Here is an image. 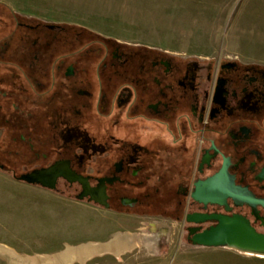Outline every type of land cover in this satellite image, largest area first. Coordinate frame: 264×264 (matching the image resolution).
Here are the masks:
<instances>
[{"label":"flooded vegetation","instance_id":"obj_1","mask_svg":"<svg viewBox=\"0 0 264 264\" xmlns=\"http://www.w3.org/2000/svg\"><path fill=\"white\" fill-rule=\"evenodd\" d=\"M0 176L86 222L160 221L192 245L235 216L264 235V66L0 14Z\"/></svg>","mask_w":264,"mask_h":264},{"label":"rangeland","instance_id":"obj_2","mask_svg":"<svg viewBox=\"0 0 264 264\" xmlns=\"http://www.w3.org/2000/svg\"><path fill=\"white\" fill-rule=\"evenodd\" d=\"M8 5L9 10L0 5V14L6 16L12 8L123 43L194 59L264 66V0H8ZM0 190L8 191L0 194V264H264V255L180 241L160 221L108 216L86 222L82 214L91 219V211L77 206L76 214H81L72 217L64 201L41 198L36 190L2 176ZM39 200L52 207H42ZM44 210L58 222L44 216ZM117 238L131 250L90 259V253H79L82 247L101 253L90 243L109 246Z\"/></svg>","mask_w":264,"mask_h":264},{"label":"water","instance_id":"obj_3","mask_svg":"<svg viewBox=\"0 0 264 264\" xmlns=\"http://www.w3.org/2000/svg\"><path fill=\"white\" fill-rule=\"evenodd\" d=\"M24 180L29 183L37 182L35 177H25ZM49 187L51 188V185ZM215 218L218 224L194 237L191 242L193 246L228 247L241 252L264 255V235L256 233L246 221L235 216Z\"/></svg>","mask_w":264,"mask_h":264},{"label":"crops","instance_id":"obj_4","mask_svg":"<svg viewBox=\"0 0 264 264\" xmlns=\"http://www.w3.org/2000/svg\"><path fill=\"white\" fill-rule=\"evenodd\" d=\"M0 5H8V0H0ZM4 6V7H6ZM10 6V5H8ZM12 12L14 13H17L15 11H13V9L11 8ZM18 14V13H17ZM6 193H3V192H0V194H3V195H7L8 191L4 190ZM111 245L109 246H106V245H100L98 243H90L91 247L93 248H97L96 250H101V253H96V251H91L92 254L89 256L88 259L90 258H94L95 256L97 255H106V254H116L114 255V257H119L120 255H123L127 252H129L131 250V247L128 246L124 240L120 239V238H117L115 240H113L111 243ZM94 252V253H93ZM27 257H31V256H27Z\"/></svg>","mask_w":264,"mask_h":264},{"label":"bare ground","instance_id":"obj_5","mask_svg":"<svg viewBox=\"0 0 264 264\" xmlns=\"http://www.w3.org/2000/svg\"><path fill=\"white\" fill-rule=\"evenodd\" d=\"M89 247H91V245L89 246ZM97 249V248H96ZM91 250H93V249H89V250H87L85 247H82L81 249H80V254H82V253H90V254H92V252H90ZM85 253V254H86ZM94 253V252H93ZM96 253H97V251H96ZM90 256V255H89ZM89 256L87 257L86 256V258H89ZM58 257V256H57ZM83 257V256H82ZM46 258V257H45ZM43 260V259H42ZM49 260V259H48ZM52 261V260H51ZM47 262V261H46ZM42 263H44V262H42Z\"/></svg>","mask_w":264,"mask_h":264},{"label":"trees","instance_id":"obj_6","mask_svg":"<svg viewBox=\"0 0 264 264\" xmlns=\"http://www.w3.org/2000/svg\"><path fill=\"white\" fill-rule=\"evenodd\" d=\"M6 8H7V7H6ZM7 9H8V8H7ZM7 9H6V10H7ZM8 10H9V9H8ZM8 12L12 13V14H13V16H15V17L17 16V14H16V13H14V12H12V11H8Z\"/></svg>","mask_w":264,"mask_h":264}]
</instances>
